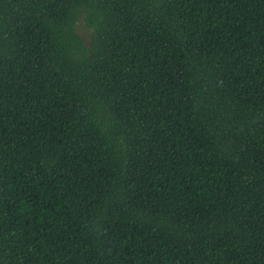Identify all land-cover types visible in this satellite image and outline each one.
<instances>
[{
    "label": "trees",
    "instance_id": "obj_1",
    "mask_svg": "<svg viewBox=\"0 0 264 264\" xmlns=\"http://www.w3.org/2000/svg\"><path fill=\"white\" fill-rule=\"evenodd\" d=\"M0 264H264V0H0Z\"/></svg>",
    "mask_w": 264,
    "mask_h": 264
}]
</instances>
